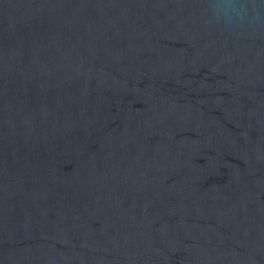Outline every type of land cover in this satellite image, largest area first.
<instances>
[{
	"label": "water",
	"instance_id": "95a60500",
	"mask_svg": "<svg viewBox=\"0 0 264 264\" xmlns=\"http://www.w3.org/2000/svg\"><path fill=\"white\" fill-rule=\"evenodd\" d=\"M0 0V264H264V0Z\"/></svg>",
	"mask_w": 264,
	"mask_h": 264
},
{
	"label": "clouds",
	"instance_id": "9594fccd",
	"mask_svg": "<svg viewBox=\"0 0 264 264\" xmlns=\"http://www.w3.org/2000/svg\"><path fill=\"white\" fill-rule=\"evenodd\" d=\"M218 12L225 16H232L233 14L243 16L244 14V10L240 7L234 6L232 0H225L223 5L218 9Z\"/></svg>",
	"mask_w": 264,
	"mask_h": 264
}]
</instances>
